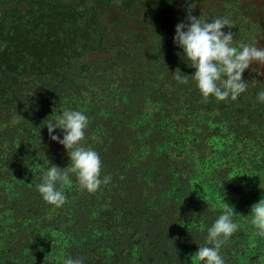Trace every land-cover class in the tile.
I'll list each match as a JSON object with an SVG mask.
<instances>
[{
    "label": "trees",
    "instance_id": "1",
    "mask_svg": "<svg viewBox=\"0 0 264 264\" xmlns=\"http://www.w3.org/2000/svg\"><path fill=\"white\" fill-rule=\"evenodd\" d=\"M212 4L192 15L264 47V0ZM186 15L185 0H0V264H195L223 197L239 224L225 264H264L248 216L264 198V65L237 100L202 103L173 43ZM65 109L88 117L83 146L112 179L88 194L70 174L56 209L37 185L70 163L45 127Z\"/></svg>",
    "mask_w": 264,
    "mask_h": 264
},
{
    "label": "clouds",
    "instance_id": "2",
    "mask_svg": "<svg viewBox=\"0 0 264 264\" xmlns=\"http://www.w3.org/2000/svg\"><path fill=\"white\" fill-rule=\"evenodd\" d=\"M185 2L186 21L176 25L173 43L182 50L181 57L187 62V66L195 70L190 77L202 97L201 102L208 103L209 97L215 98L218 102L237 100L249 86L242 78L245 70L254 65H264V47H257L256 42H241L238 47L234 46L233 33L222 31L225 28H234L230 19L216 18L212 22H207L201 19L200 15L198 17L192 15L196 0ZM187 77L189 76L181 74L176 75L175 79L179 83L187 84ZM257 99L264 102V91L258 93ZM17 118L22 119L19 115ZM88 124L89 119L82 111L65 109L54 121H49L45 126L49 139L62 145L70 160L64 169L55 165L49 166L37 185L43 202L56 209L66 202L67 197L63 189L72 184L70 174L75 176L78 189L88 194L96 193L102 184L107 185L112 179L109 175L101 177L102 163L99 154L83 146ZM57 129L63 132V138L53 135ZM220 208L222 214L207 229L204 245L198 247L192 256L195 264L201 262L225 264L220 250L238 231L239 224L233 220V217L238 215L234 206L224 202V197ZM248 216L250 224L255 229L254 234L264 238V198L251 206ZM63 264H83V261L80 258L67 257Z\"/></svg>",
    "mask_w": 264,
    "mask_h": 264
},
{
    "label": "rangeland",
    "instance_id": "3",
    "mask_svg": "<svg viewBox=\"0 0 264 264\" xmlns=\"http://www.w3.org/2000/svg\"><path fill=\"white\" fill-rule=\"evenodd\" d=\"M214 4H212L210 6V8H207L208 10L212 9V13L213 15H217V13H219L221 6L223 5V3L227 6H229L230 4H228V2H231L233 0H211ZM204 5V4H203ZM203 10V12L205 11V8H202L199 10V12H201Z\"/></svg>",
    "mask_w": 264,
    "mask_h": 264
}]
</instances>
